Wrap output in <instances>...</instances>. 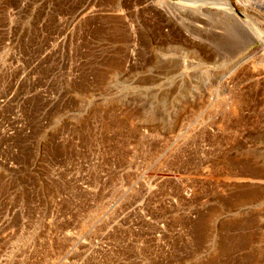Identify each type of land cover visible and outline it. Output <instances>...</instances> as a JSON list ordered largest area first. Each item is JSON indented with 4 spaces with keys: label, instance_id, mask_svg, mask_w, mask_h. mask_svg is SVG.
I'll use <instances>...</instances> for the list:
<instances>
[{
    "label": "rangeland",
    "instance_id": "374dc122",
    "mask_svg": "<svg viewBox=\"0 0 264 264\" xmlns=\"http://www.w3.org/2000/svg\"><path fill=\"white\" fill-rule=\"evenodd\" d=\"M254 31L264 0H0V264H264Z\"/></svg>",
    "mask_w": 264,
    "mask_h": 264
},
{
    "label": "bare ground",
    "instance_id": "6f19581e",
    "mask_svg": "<svg viewBox=\"0 0 264 264\" xmlns=\"http://www.w3.org/2000/svg\"><path fill=\"white\" fill-rule=\"evenodd\" d=\"M228 1V0H227ZM225 2H226V0H225ZM184 4V3H183ZM225 6V8H226V6H227V4L226 5H224ZM242 7V6H241ZM228 9V8H227ZM229 9H230V11H229ZM228 9V11L229 12H231V13H233V14H235L236 15V12H235V10L234 9H231V8H229ZM244 9V8H243ZM237 10V9H236ZM119 11V10H118ZM243 11V10H242ZM234 16V15H233ZM230 17V16H229ZM236 17V16H235ZM238 18V17H237ZM243 18V17H242ZM238 20H240V19H238ZM241 21V20H240ZM239 21V22H240ZM246 21V20H245ZM243 22V21H242ZM241 23V22H240ZM246 24V23H245ZM243 26V25H242ZM246 26V25H245ZM250 27V26H249ZM252 27V26H251ZM245 28H247V27H245ZM254 30V29H253ZM250 32V31H249ZM254 36H255V38L254 39H256V41L258 40V42L260 41L262 44H263V46H264V38H262L260 35H259V33H257V32H255L254 31ZM259 42V43H260ZM260 43V44H261ZM250 53V52H249ZM252 53V52H251ZM260 52H254V53H252V54H248L247 56H246V58H247V60H251L253 57H256L258 54H259ZM262 54V53H261ZM240 55V54H239ZM259 56V55H258ZM260 57V56H259ZM239 58H240V56H239ZM238 58V59H239ZM237 59V58H236ZM246 60V61H247ZM240 62H242V61H240ZM245 62V61H244ZM264 62V61H263ZM238 63L239 62H237V64H236V66H238ZM246 63H248V62H246ZM249 63H252V62H249ZM244 64V63H243ZM261 65V64H260ZM252 70V69H251ZM264 70V69H263ZM228 75V74H227ZM235 75V74H234ZM236 108V107H235ZM236 110V109H235ZM249 170V169H248ZM251 171H249V173H251V175H253V176H257V177H259V178H261L260 176L263 174L262 172V174L261 173H259V172H257L256 170H255V172H254V170H252V169H250ZM264 175V174H263ZM256 178V177H255ZM254 178V179H255ZM256 179H258V178H256ZM252 198V197H251Z\"/></svg>",
    "mask_w": 264,
    "mask_h": 264
}]
</instances>
